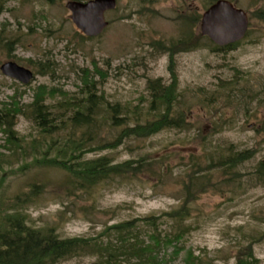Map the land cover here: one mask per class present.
Returning <instances> with one entry per match:
<instances>
[{"label": "rangeland", "instance_id": "obj_1", "mask_svg": "<svg viewBox=\"0 0 264 264\" xmlns=\"http://www.w3.org/2000/svg\"><path fill=\"white\" fill-rule=\"evenodd\" d=\"M68 1L0 0V68L15 62L35 74L29 85H22L0 70V110L16 104L22 109L16 131L25 142L24 150L12 153L0 131V166L9 173L0 190V204L40 184L43 192L33 204L23 202L19 207L27 213L29 225L54 229L64 239L93 238L106 226L178 208L183 200L182 177L192 169V156L232 145L234 151L252 152L253 158L234 168L232 182L221 172L212 174V188L192 205L186 225L193 230L178 246L183 252L173 255L170 247L162 257L165 264H189L187 254L192 252L199 259L194 264H237L252 249L259 264H264V174L259 171L264 161V0H229L248 14L250 28L237 48L223 52H214V44L200 29L202 14L217 0H117V8L106 14L109 27L95 38L77 30L66 8ZM187 33L196 40L203 37L195 51L174 56L181 95L178 108L188 112L189 131L131 138L117 149L85 157L107 156L123 163L164 156L163 178L115 179L85 193L73 190L68 176L59 170L29 166L45 153V142H52L24 115L40 88H47L45 104L57 119L64 106L86 97L85 72L94 78L95 92L106 102L147 107L152 99L150 83H171L167 47ZM116 134L106 129L98 142ZM97 145L89 143L85 149ZM174 229V223L162 220L164 233ZM94 261L82 257L61 264Z\"/></svg>", "mask_w": 264, "mask_h": 264}, {"label": "trees", "instance_id": "obj_2", "mask_svg": "<svg viewBox=\"0 0 264 264\" xmlns=\"http://www.w3.org/2000/svg\"><path fill=\"white\" fill-rule=\"evenodd\" d=\"M215 2H211L208 7ZM202 38L198 36L196 40L193 33H187L178 42L167 47V53L170 54L171 83L163 85L160 81L151 82L149 91L152 92V99L147 107L106 102L104 96L95 92L94 78L90 79L89 73L85 72L83 91L86 97L78 102L79 105H72L75 106L72 109V106H64L62 115L57 119L45 104L47 88H40L36 100L26 108L24 115L52 142H45V153L41 158L35 157L29 166L59 170L68 176V184H71L73 190L85 193L115 179L132 181L140 177L150 180L163 178L161 166L164 156L161 159L145 156L140 160L123 163H114L107 156L94 159L85 157L87 153L117 149L131 138L146 140L165 131H189L192 122L188 112L178 108L181 95L174 70V56L180 52L195 51ZM240 43L226 47L213 45V51L233 50ZM164 49L166 51L165 45ZM95 70L100 74L97 68ZM189 112L192 113V109ZM22 114L23 111L17 104L13 109L5 105L0 110V131L5 136L4 145L12 153L24 150V139L16 131L17 116ZM216 125V122L212 123L214 128H217ZM106 129L114 130L117 134L113 139L105 137L100 144L98 141L103 139L99 138ZM56 136L58 139L54 141ZM89 143L99 145L94 149H85ZM37 147L42 149V144L38 142ZM208 150H205L204 155L192 156V169L182 177L183 200L178 208L160 216L138 217L106 226L102 233L93 238L64 239L54 229L31 227L27 213L23 211L24 208L19 207L23 202L33 204L34 199L42 194L43 186L34 184L24 195L10 203L0 204V264H61L82 257H93L95 261L91 264H165L162 253L167 249L173 247V255L183 252L184 249L178 246L185 235L193 230L186 225L191 218L192 205L212 188V174L221 172L228 178V182H232L234 168L254 156L250 151H234L232 145L227 148L215 147L210 152ZM259 171L264 174V161L260 163ZM0 172L1 190L9 173L1 166ZM163 219L174 223L175 229L164 233L161 230ZM194 259V254L189 252L187 262L194 264ZM195 260H199L198 257ZM259 263L252 249L237 261V264Z\"/></svg>", "mask_w": 264, "mask_h": 264}, {"label": "water", "instance_id": "obj_3", "mask_svg": "<svg viewBox=\"0 0 264 264\" xmlns=\"http://www.w3.org/2000/svg\"><path fill=\"white\" fill-rule=\"evenodd\" d=\"M66 8L78 31L87 38L100 36L109 26L106 13L117 8V0L69 1ZM201 34L219 47H226L243 41L249 30V17L228 0H218L202 15ZM2 74L24 85L34 79L31 70L14 62L4 63Z\"/></svg>", "mask_w": 264, "mask_h": 264}]
</instances>
